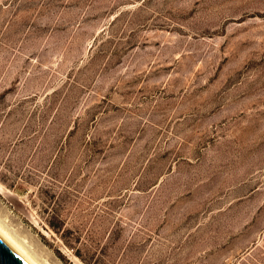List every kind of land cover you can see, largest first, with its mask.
<instances>
[{"label": "rangeland", "instance_id": "obj_1", "mask_svg": "<svg viewBox=\"0 0 264 264\" xmlns=\"http://www.w3.org/2000/svg\"><path fill=\"white\" fill-rule=\"evenodd\" d=\"M48 194L97 264H264V0H0V219L87 264Z\"/></svg>", "mask_w": 264, "mask_h": 264}, {"label": "trees", "instance_id": "obj_2", "mask_svg": "<svg viewBox=\"0 0 264 264\" xmlns=\"http://www.w3.org/2000/svg\"><path fill=\"white\" fill-rule=\"evenodd\" d=\"M70 135V133H69ZM65 148V146H64ZM65 206V201L63 197H55V194L47 195V202L45 205V211L48 212L47 222L60 236L63 241L75 249V253L79 256L84 262L87 264H97V259L94 258L93 262H91L93 258H88L84 254L83 247L81 245H76V243H80V235H73V230L69 228L65 222V220L61 217L62 209Z\"/></svg>", "mask_w": 264, "mask_h": 264}, {"label": "bare ground", "instance_id": "obj_3", "mask_svg": "<svg viewBox=\"0 0 264 264\" xmlns=\"http://www.w3.org/2000/svg\"><path fill=\"white\" fill-rule=\"evenodd\" d=\"M9 228V227H8ZM0 219V236L4 238L29 264H44L39 257L27 248L26 244L14 235ZM38 257V258H37Z\"/></svg>", "mask_w": 264, "mask_h": 264}, {"label": "water", "instance_id": "obj_4", "mask_svg": "<svg viewBox=\"0 0 264 264\" xmlns=\"http://www.w3.org/2000/svg\"><path fill=\"white\" fill-rule=\"evenodd\" d=\"M0 264H29L4 238L0 236Z\"/></svg>", "mask_w": 264, "mask_h": 264}]
</instances>
